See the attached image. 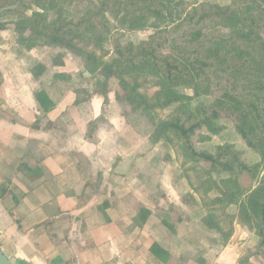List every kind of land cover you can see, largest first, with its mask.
<instances>
[{"label":"trees","instance_id":"obj_1","mask_svg":"<svg viewBox=\"0 0 264 264\" xmlns=\"http://www.w3.org/2000/svg\"><path fill=\"white\" fill-rule=\"evenodd\" d=\"M5 18L12 19L20 51L64 50L97 77L89 91L74 92V106L97 97L104 107L113 93L129 113L141 111L152 123L153 143L171 147L205 213L204 224L223 244L236 227L245 230L264 264V0H229L226 6L199 0H0V32L8 26ZM149 30L144 40L124 41L125 34ZM61 60L57 55L52 66L61 67ZM45 71L38 63L29 74L38 79ZM70 80L55 73L49 89L34 92L44 114L55 107L49 90L65 96ZM217 120H229L257 158L248 155L249 162L232 144L213 154L198 150L193 139L203 131L215 135ZM147 217L141 208L138 220ZM150 251L156 258L164 253L157 244Z\"/></svg>","mask_w":264,"mask_h":264},{"label":"crops","instance_id":"obj_2","mask_svg":"<svg viewBox=\"0 0 264 264\" xmlns=\"http://www.w3.org/2000/svg\"><path fill=\"white\" fill-rule=\"evenodd\" d=\"M46 72L32 88L15 74L6 89L0 62V250L13 264H261L251 234L236 227L223 244L204 224L173 152L150 144L125 104L109 97L106 121L92 126L101 99L74 106L69 83L65 96L49 90L44 114L33 94L64 73Z\"/></svg>","mask_w":264,"mask_h":264},{"label":"rangeland","instance_id":"obj_3","mask_svg":"<svg viewBox=\"0 0 264 264\" xmlns=\"http://www.w3.org/2000/svg\"><path fill=\"white\" fill-rule=\"evenodd\" d=\"M199 2H209L211 4H218L219 6H226L229 4V0H199ZM171 9H173V5L171 6ZM4 20L7 21L8 26L6 30L3 31V35H4L3 37H5V39L3 40L0 37V41H2L5 44L3 45L2 48H0V62L3 65L4 79H5L3 81H4V85L6 89H10L11 84H12L11 83L12 78L13 77L15 78V74H19L21 87H24V88L34 87V85L36 84V80H34L30 76L29 70L35 64H38V63H42L43 65H45L46 70H47V72L45 71L47 73L46 75H49L55 70H59V71H62L68 74L71 77L70 84L72 86L71 88L72 90L77 89V90L89 91L91 89L92 83L94 79L97 77L94 74H91V72H88L85 70L83 61L79 57L74 56L73 54L69 52H66L64 50L57 49V48L56 49L43 48L41 50L20 51L15 45V36L12 32V26H11L12 19L5 18ZM149 34H151L150 30L146 32H140V33H134V34H125L123 38H124V41L136 42V41L146 39V37ZM57 55L62 56V60H61L62 66L61 67L52 66L51 61H53V59ZM29 77H31L32 79H30ZM45 81H46V78L43 79L42 83H44ZM83 87H87V89H84ZM114 88L115 87L113 86V89ZM109 97L114 98V94L111 93ZM127 110H128V107H127ZM108 115H109L108 105H106L102 107L101 116H99L97 119H95L92 122V126L96 123L103 124V122L106 121V118ZM130 115H131L130 121L132 122V124L135 125L136 127L141 128V131L145 133L146 136H148L147 137L148 142L154 145L153 143L154 138L152 137L153 126L147 123V120L144 118L143 113L139 111L134 114L130 113ZM213 127L216 130H218L215 133V135H212L206 131H203L202 133H200L193 139V142L195 141V147L198 150L205 152V153L213 154L215 153L216 149L219 146H222L224 144H232L237 149L241 150L244 153L245 157L249 159V162H251V160L248 157V155H253L257 158L256 154H254L251 150H248L247 148L244 147L240 138L234 132L232 128V124L229 120H217L214 122ZM88 133L89 131L87 132V134ZM131 134L132 132L129 130L128 136L132 137ZM150 136L152 139L150 138ZM165 145L169 148V150L172 151L171 147L168 144L165 143ZM225 176L227 175L219 176L217 174H214L215 179H218L220 177H225ZM99 184H101V181H99V178H98L96 181V187L98 189H100ZM229 209H228L229 213L233 214L235 212V207H230ZM252 251L255 252L254 248L252 249ZM248 252L250 253L251 250H249Z\"/></svg>","mask_w":264,"mask_h":264},{"label":"water","instance_id":"obj_4","mask_svg":"<svg viewBox=\"0 0 264 264\" xmlns=\"http://www.w3.org/2000/svg\"><path fill=\"white\" fill-rule=\"evenodd\" d=\"M0 264H13L0 250Z\"/></svg>","mask_w":264,"mask_h":264}]
</instances>
